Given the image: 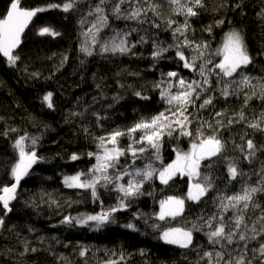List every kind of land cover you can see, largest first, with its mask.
<instances>
[{
  "label": "trees",
  "instance_id": "16d2710c",
  "mask_svg": "<svg viewBox=\"0 0 264 264\" xmlns=\"http://www.w3.org/2000/svg\"><path fill=\"white\" fill-rule=\"evenodd\" d=\"M11 2L0 0V18L9 10ZM65 2L67 0H20L24 9L44 10L39 11L23 37L16 63L9 64L0 56V187L13 183L11 168L19 158L14 144L21 136L29 138L25 141L29 146L31 137L39 138L33 150L41 158L21 183L11 213L5 215L0 207V217L4 219L0 227V264H107L109 261L116 264H207L208 258L203 257V253L209 251L213 252L212 264L218 251L225 252V259L230 258L228 253L238 257L245 252L246 260L262 264L259 253L253 250L264 244V234L246 241H238L237 235L231 245L223 241L225 247L222 248L220 244H211L207 233L219 224L221 215L226 225H234L236 217L243 215L239 231L248 237L254 235L253 227L260 232L264 225V220L260 219L264 217V192L255 193L249 207L243 211L242 205L223 211L218 199L242 193L247 186L260 187L264 181V100L259 98L260 87L264 85V0H203L204 6L195 8L197 15L191 17L178 15L168 0H153L158 5L156 14L148 11L137 20L117 18L112 11L117 0H107L102 5L108 17L107 27L98 34V43L87 40L91 55L81 51V47L85 45V33L95 21V15L90 16L89 12L99 0H76L74 8L68 12L62 7H52ZM137 6L146 7L140 0H126L121 10L126 14ZM169 20L176 21L173 28L187 21L185 35L189 41L196 45L210 44L212 50L222 48L226 34L237 31L252 58V63L242 69L252 84L248 87L239 83L231 85V94L225 98L220 92L225 87L224 82L218 83L215 77H210L211 88L202 92L201 99L195 101V106L189 105L185 113L191 122L188 131L193 132V136L180 135L179 128L171 135L165 132L159 142L160 159H156L155 150L146 141L143 145L134 143L133 137L139 139L142 131L132 137L121 136L116 147L128 150L131 145L144 147L146 151L135 158L131 151H126L119 158L117 169H109V173L115 176L117 170L133 172L149 163L157 169L167 166L175 161L176 150L188 152L191 144L198 142L196 129L204 124L205 136L212 135L215 129V134L225 144L222 158L204 161L200 168L201 176H208L212 187L195 202L186 198L193 182L186 175H175L168 184L153 177L143 184L142 194L128 198L127 207L113 213L110 222L99 227L95 222L62 223L65 217L94 215L119 203L120 193L112 185H98L99 199L96 200L90 190L68 188L63 182L66 176L88 173L96 164L95 157L88 154L102 152L99 138L115 131L127 132L137 123L150 122L160 113L169 115L167 110L171 106L161 98L169 82L175 85V79L168 77V72L175 71L186 81L202 82V77L185 69L176 57L177 40L168 28ZM45 27L58 35H40ZM118 33L126 38L130 50L103 52L100 45L110 43ZM177 36L182 42L184 37L179 33ZM158 47L169 50L154 59L152 54ZM180 50L186 57L199 54L191 46ZM241 78L239 74L234 76L237 82ZM170 91L175 94L177 88L174 86ZM48 93L53 95L52 108L43 99ZM245 94L251 97L247 105ZM206 96H211L213 103L200 108ZM217 112L222 115L215 117ZM241 112L245 121L228 124L229 119H235ZM217 120L223 126L218 125ZM205 122L213 127L208 128ZM253 122H259L261 128L249 127ZM248 140L256 145L252 156L248 155ZM107 147L113 145L108 143ZM73 154L79 159L71 160ZM229 162L235 163L242 175L232 179L228 173ZM131 178L125 176L119 183ZM168 197L185 198L184 212L175 219L166 217L161 221L158 219L160 202ZM213 215L216 219L209 227L206 221ZM128 224H133L135 229L126 227ZM168 228L192 230L191 246L181 248L165 243L160 237ZM33 248L36 251H31ZM81 251H85V255L81 256Z\"/></svg>",
  "mask_w": 264,
  "mask_h": 264
},
{
  "label": "snow or ice",
  "instance_id": "6c2138e0",
  "mask_svg": "<svg viewBox=\"0 0 264 264\" xmlns=\"http://www.w3.org/2000/svg\"><path fill=\"white\" fill-rule=\"evenodd\" d=\"M107 0H99L93 11L89 12V15H95V21L92 23L91 27L85 33L86 41L85 45H82L81 51L88 55L92 52L86 46L88 38L91 39L92 43H98V34L101 30L107 27L108 17L104 14V5ZM126 0H117V3L113 5V14L117 18L123 17L125 19L137 20L142 14L147 15L148 11H152L156 14V8L158 5L153 3V0H140V3L146 5V7L137 6L132 9V11L122 12L121 5L124 4ZM171 6H174L173 11L178 15H184L185 17L196 16L197 12L194 10L197 7H203V0H168ZM76 4V0H67V2L62 5H52V7H62L63 11L68 12L73 9ZM44 9L28 10L20 6V0H12L9 10L6 12L3 18H0V53L7 58L9 64L14 65L18 56L14 55V49H16L21 42V34L24 32L25 28L28 27L30 20L36 15L37 11H43ZM83 24L84 21L82 20ZM168 28L172 31L173 38L177 40L175 45L176 57L179 61L183 62V67L191 72L197 73L201 80L186 81L183 77L175 71L167 73L168 77L175 79V85L172 82L168 84V90L161 92V98L166 100V103L171 107L167 110L169 115L165 113H160L158 116L152 118L150 122L142 121L137 123L134 127L128 129L127 132L115 131L109 134L108 137L99 138V147L102 152L100 153H89L90 157H95L96 164L89 170L88 173H77L75 175L64 177V184L69 188H79L91 191V195L94 199L98 200L97 186L108 187L112 185L113 188L120 193L118 196V205L107 210H103L100 213L94 215H87L82 217H65L62 223L71 224L73 220L77 223L84 225L89 222H95L97 227L103 225L104 223L110 222L113 213L120 211L127 207L125 201L133 196L142 194L141 189L143 184L153 177H158L162 184H168L176 174L186 175L191 181H193L187 193V199L191 201L198 202L204 197L209 189L212 187L211 181L208 176H201L200 168L202 162L212 160L216 157H221L225 148V144L217 137L214 129L213 134L205 136L202 129L204 124L200 128L196 129L195 135L198 137V142L192 143L191 148L188 152H181L176 150V159L174 162L157 169L152 166L151 163L145 165L144 168H137L133 172L118 171V174L113 176L109 173V169H117L119 165L120 156L124 155L126 151H131L132 156L137 157L138 153H143L146 151L144 147L133 148L129 145L128 150L120 149L116 147L118 143V138L124 135L130 137L133 136L137 131H142V135L139 139H134V143L143 145L146 141L148 145L155 150L156 159H160L159 156V142L165 132L171 135L176 128H179L180 135H187L189 137L193 136V132L188 131V125L191 123L188 116L185 115L189 105L195 106V101L201 99V93L206 92L211 88L210 77H215L217 82L223 81L225 87L220 90L221 95L227 98L231 93L229 92V87L233 84L239 83L244 87H248L252 84V80L243 75L242 69L246 68L252 63V58L247 52L244 45L243 38L237 31H231L226 34L225 41L222 48L212 50L210 44H200L196 45L189 41L185 32L188 28L187 21L183 25L173 28L176 21L169 20ZM220 23H223L222 21ZM154 27H159L158 24H154ZM183 29V31H182ZM183 36V41H179L177 36ZM40 35H58V33L52 31L51 29L45 27L39 32ZM119 37V42H116V38ZM111 38V42H105L100 45L103 52H120L126 53L130 50L126 38L120 37ZM141 37V41H143ZM134 46V45H133ZM193 47V49L198 52V55H193L186 57L184 51L180 50L181 47ZM173 45H169L172 48ZM169 48L158 47L156 51L153 52V58H161ZM217 58L218 62H217ZM199 61V64L197 63ZM211 65V67H209ZM239 74L242 78L239 82L234 79V76ZM232 78V79H225ZM177 88L175 94L171 93L173 87ZM261 95L259 98L264 100V85L260 87ZM140 95V93H136ZM256 93H253L255 96ZM51 93L44 96V101L47 102V106L52 108L51 103ZM195 96V99H193ZM251 99L247 94H245V105H247L248 100ZM213 103L211 96H206L203 98L202 103L199 105L200 108H205ZM221 112L215 113V117L221 116ZM214 117V118H215ZM245 115L243 112L237 114L235 119H229L228 124L234 122L239 123L245 121ZM218 125L223 126L221 121L217 120ZM208 128H212V124L205 122ZM175 125L176 127H173ZM251 128H261L259 122H253L248 124ZM15 131V129H13ZM29 139L26 136H21L15 141L14 148L18 150L19 158L14 166L11 168V177L13 183L10 186L5 185L0 187V205L4 210V214L10 212L12 209L10 207V202L16 199V190L20 185V182L29 174V170L32 166L39 162L41 159L34 147L38 142V137H31V145H26L25 141ZM110 143L113 145L112 148L106 147V144ZM241 151H244L242 146ZM248 155L252 156L255 154L256 145L252 140H248L246 144ZM247 158V157H245ZM79 159L76 154L71 156V160L75 161ZM210 166V165H205ZM228 173L232 179H236L238 175L242 173L238 172L237 166L233 162L228 163ZM125 176L132 177L127 180L126 183H119L123 180ZM82 177H87L82 179ZM257 192H264V181H262V186L251 187L247 186L243 188L242 193H237L231 196L219 197L220 208L223 211L229 210V208H237L242 205L241 211L246 210L249 207L250 202L253 200V195ZM226 201V203H225ZM185 198L168 197L166 200L160 202V211L158 213V219L163 221L167 218L175 219L177 216H181L184 212ZM216 216L213 215L209 218L206 223L209 227H212L211 221L215 220ZM264 220V217L260 218ZM244 217L240 215L236 217L234 225H226L225 217L223 215L219 216V224L214 228V230L207 233L208 240L211 244H220L222 248L225 247L223 241H226L227 245L234 243V237L238 235V241H246L247 239H255L256 235L264 234V225L261 226L260 232L256 231V228H252L253 236L248 237L244 232H240L239 229L243 224ZM4 225L3 217H0V227ZM126 227L135 229L133 224H128ZM156 227V225H154ZM228 227V231H226ZM246 227V226H245ZM193 228H196L193 225ZM161 239L165 243L178 245L181 248H188L192 244V230H185L183 228H168L164 230L161 234ZM236 241V242H238ZM247 245L245 244V249ZM27 244H25V251H28ZM31 251H36V249H31ZM254 252L259 253V259L264 264V244H261L258 249H254ZM80 255H85V251H81ZM229 259H225V252L218 251L215 252V264H252L251 260H246V253L241 252L238 257H232L231 253H228ZM203 257H207V264H212L213 252H204ZM202 257V258H203ZM255 258V257H254ZM123 259V257H121ZM107 264H116L115 261H109Z\"/></svg>",
  "mask_w": 264,
  "mask_h": 264
},
{
  "label": "water",
  "instance_id": "95a60500",
  "mask_svg": "<svg viewBox=\"0 0 264 264\" xmlns=\"http://www.w3.org/2000/svg\"><path fill=\"white\" fill-rule=\"evenodd\" d=\"M20 6H21V5H20ZM37 15H38V11L36 12V15L30 20V22H29V24H28V27L25 28L24 32L21 34V38H20V39H21V42H20L19 46H18L16 49H14V55L17 54V53L19 52V50L21 49L20 47H22L23 37H25L26 33H27L28 30L30 29V26L33 24V22H34V20H35V18H36ZM0 54H1V57L3 58V60H5V61L8 62L7 58L4 57L2 53H0ZM8 63H9V62H8ZM34 166H35V164L32 166V168L29 170V172L32 171V169L34 168ZM23 180H24V179H23ZM23 180L20 182V185L18 186V188H17V190H16V194H18V192H19V190H20V187H21V185H22L21 183L23 182ZM16 197H17V195H16ZM14 201H15V199L12 200V201L10 202V207H11V205L13 204ZM0 207H2V205H0ZM7 213L10 214L11 211H10V212H7Z\"/></svg>",
  "mask_w": 264,
  "mask_h": 264
},
{
  "label": "bare ground",
  "instance_id": "6f19581e",
  "mask_svg": "<svg viewBox=\"0 0 264 264\" xmlns=\"http://www.w3.org/2000/svg\"><path fill=\"white\" fill-rule=\"evenodd\" d=\"M20 5H21V4H20ZM21 6H22V5H21ZM34 10H37V9H34ZM38 13H39V11H38ZM37 16H38V15H37ZM37 16H36V17H37ZM35 19H36V18H35ZM34 21H35V20H34ZM33 24H34V22H33ZM33 24H32V25H33ZM32 25H31V26H32ZM31 26H30V28H31ZM23 39H24V38H23ZM22 45H23V42H22ZM19 51H20V50H19ZM18 53H19V52H18ZM18 53H17V54H18ZM17 54H15V55H17ZM0 56H1V54H0ZM6 62H7V61H6ZM7 63H8V62H7ZM52 98H53V95H52V97H51V100H52ZM46 103H47V102H46ZM26 177H27V176H26ZM26 177H25V178H26ZM25 178H24V180H25ZM24 180H23V181H24ZM22 183H23V182H22ZM0 194H3V193L1 192ZM16 198H17V197H16ZM15 200H16V199H15ZM14 202H15V201H14ZM14 202H13V203H14Z\"/></svg>",
  "mask_w": 264,
  "mask_h": 264
},
{
  "label": "rangeland",
  "instance_id": "374dc122",
  "mask_svg": "<svg viewBox=\"0 0 264 264\" xmlns=\"http://www.w3.org/2000/svg\"><path fill=\"white\" fill-rule=\"evenodd\" d=\"M52 97V96H51ZM106 147H107V144H106ZM101 149V148H100ZM110 149V148H109ZM102 151V150H101ZM120 157H122V156H120ZM176 175H178V174H176ZM180 175V174H179ZM183 176V175H182ZM64 182V181H63ZM69 188V187H68ZM74 189V188H73ZM75 189H79V188H75Z\"/></svg>",
  "mask_w": 264,
  "mask_h": 264
}]
</instances>
